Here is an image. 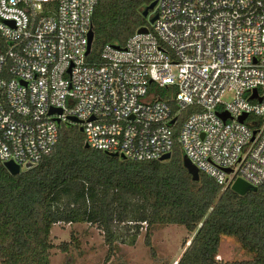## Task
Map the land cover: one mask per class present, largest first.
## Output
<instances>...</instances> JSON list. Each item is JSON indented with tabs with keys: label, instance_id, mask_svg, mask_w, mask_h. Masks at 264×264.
<instances>
[{
	"label": "built area",
	"instance_id": "obj_1",
	"mask_svg": "<svg viewBox=\"0 0 264 264\" xmlns=\"http://www.w3.org/2000/svg\"><path fill=\"white\" fill-rule=\"evenodd\" d=\"M96 2L0 0V160L37 163L68 123L94 149L158 159L175 140L221 189L261 185L264 0H155L98 65L86 61Z\"/></svg>",
	"mask_w": 264,
	"mask_h": 264
},
{
	"label": "trees",
	"instance_id": "obj_2",
	"mask_svg": "<svg viewBox=\"0 0 264 264\" xmlns=\"http://www.w3.org/2000/svg\"><path fill=\"white\" fill-rule=\"evenodd\" d=\"M150 1L97 0L86 61L101 64L104 43L121 45L147 24L141 12ZM177 128L175 124L173 136ZM181 156L174 140L166 159L121 158L84 147L78 126L60 123L52 150L37 163L10 174L0 160V264H46L51 224L81 219L101 225L107 249L99 264H105L113 252L109 218L114 199L124 193L139 199L145 210L129 217L145 223L143 241L150 251L152 224L176 223L193 232L174 264H264V182L242 194L229 186L221 189L201 171L193 180ZM61 195L72 204L60 206ZM127 203L117 209V218L125 217ZM221 234L233 236L252 257L216 260Z\"/></svg>",
	"mask_w": 264,
	"mask_h": 264
},
{
	"label": "rangeland",
	"instance_id": "obj_3",
	"mask_svg": "<svg viewBox=\"0 0 264 264\" xmlns=\"http://www.w3.org/2000/svg\"><path fill=\"white\" fill-rule=\"evenodd\" d=\"M145 17L149 20V14ZM156 92L163 93V87L157 88ZM96 193L99 196V192L95 191V198ZM67 198L66 195H61L58 204L71 205L72 203H66ZM125 202H128L124 206L127 213L119 219L115 215L116 211L123 207ZM138 205L139 199L129 194L115 197L109 218V227L114 238L113 252L105 264H174L193 232L176 223L152 224L149 227L152 246L150 251L143 241L145 223L129 217L145 212ZM74 206L80 207V204L76 203ZM95 206L96 204L93 207ZM136 206L138 209H135ZM48 241L51 245L45 253L46 264H99L107 249L101 225L87 219L54 222L49 229ZM217 254L219 258L214 256L216 260L248 259L253 255L242 248L233 236L226 234L220 235Z\"/></svg>",
	"mask_w": 264,
	"mask_h": 264
},
{
	"label": "water",
	"instance_id": "obj_4",
	"mask_svg": "<svg viewBox=\"0 0 264 264\" xmlns=\"http://www.w3.org/2000/svg\"><path fill=\"white\" fill-rule=\"evenodd\" d=\"M154 4H155V0H151L148 4H146L143 9H142V12L141 14L143 16H146L148 14V10H152L153 7H154ZM156 11L155 9H153V15L151 17H149V21H152L154 19V17L156 16ZM138 30L142 31L144 30V27L140 26L138 28ZM92 29H90L88 31V34H87V45H86V52H88L89 50V47H90V43H91V40H92ZM53 109H55L56 111H60L59 108H50L49 111H52ZM218 114L224 118L225 117V114L223 112H218ZM243 115L244 114H241L238 119L239 120H242L243 118ZM70 119L71 120H74L76 121L77 119L74 117V116H70ZM173 118L170 120L172 121ZM78 129L81 130V126H78ZM84 147H88V144L86 142H84ZM110 155H114V156H119L121 158H125L123 154L119 153L117 154L116 152H106ZM169 152H165L163 153L162 155L159 156L158 159H166L169 157ZM181 162H182V165L183 167H185V169L187 170V172L190 174L191 178L193 180H196L198 178V171L196 169V167L189 161V159L185 156V154H182L181 156ZM3 166L6 168V170L10 173V174H16L20 171V169L18 168V165L16 163H14L12 160L8 159V160H5L2 162ZM230 189H232L233 191L239 193V194H242L244 193L245 191L247 190H256V186H253V185H250L249 183L243 181L242 179L240 178H235L233 180V182L230 184Z\"/></svg>",
	"mask_w": 264,
	"mask_h": 264
}]
</instances>
